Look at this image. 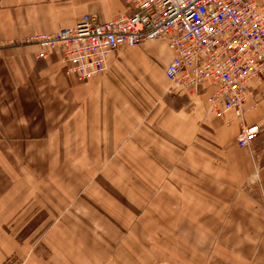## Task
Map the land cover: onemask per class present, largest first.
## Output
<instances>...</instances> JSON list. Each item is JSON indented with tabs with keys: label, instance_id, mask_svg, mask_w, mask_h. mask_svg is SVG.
<instances>
[{
	"label": "crops",
	"instance_id": "obj_1",
	"mask_svg": "<svg viewBox=\"0 0 264 264\" xmlns=\"http://www.w3.org/2000/svg\"><path fill=\"white\" fill-rule=\"evenodd\" d=\"M84 14L104 22L127 10L122 0H0V263L18 253L7 231L38 207L52 221V264L66 254L72 264H148L158 253L141 240L146 228L168 231L159 264H264V79L248 84L243 117L262 133L240 148L241 121L210 111L213 84H168L163 41L113 52L88 81L64 73L59 49L37 58L32 37Z\"/></svg>",
	"mask_w": 264,
	"mask_h": 264
},
{
	"label": "built area",
	"instance_id": "obj_2",
	"mask_svg": "<svg viewBox=\"0 0 264 264\" xmlns=\"http://www.w3.org/2000/svg\"><path fill=\"white\" fill-rule=\"evenodd\" d=\"M127 14L100 22L82 15L71 28L29 41L42 59L59 49L66 72L79 81L103 75L113 52L146 41L168 44L173 58L164 70L170 86L197 92L206 84L217 117L232 112L241 122L236 145L249 148L262 133L245 125L248 84L264 79V0H122ZM256 103L253 104V107Z\"/></svg>",
	"mask_w": 264,
	"mask_h": 264
},
{
	"label": "rangeland",
	"instance_id": "obj_3",
	"mask_svg": "<svg viewBox=\"0 0 264 264\" xmlns=\"http://www.w3.org/2000/svg\"><path fill=\"white\" fill-rule=\"evenodd\" d=\"M6 45L7 44H5V46ZM64 73L68 75V73L66 72V68L64 69ZM255 102L257 101L254 100V103ZM255 173L256 171L253 172V175ZM168 177L169 176L167 172L164 176L163 182H166ZM180 181L181 180L179 179L171 178L170 183L169 182L168 183L173 186H176L177 184H179ZM252 183L250 184L246 183V184L253 185ZM212 184L210 185H212V187L215 188L216 186H214V183ZM211 199L213 203H216L215 200L217 201L221 200L219 198L218 190L217 191L214 190L211 196ZM25 217L26 219L22 220L23 222L19 224L18 229H11L7 231V234L10 237H13V241H17L18 253H16L15 255H11L8 258L3 259V261L0 264H52V258H50L51 250H50V247L48 246L49 243L45 241L47 232L51 226L50 223L52 221L48 223L47 218H49V216L44 211L40 210V208L38 207L33 208L32 212L29 215H26ZM136 220L137 219L133 221L132 225L135 224L134 222ZM155 222H159V219L158 218L156 220L151 219L150 225L151 223L154 226L159 225V224H156ZM159 232H163L164 235H162V233L160 234ZM166 232L168 231H159V228H153V229L146 228L144 231H142L141 240L147 241V248L149 249L148 254H153V256L156 257L155 253H158V258L157 257L153 259L151 258V260L150 258H148V261H149L148 264H159V239L161 240L162 238L165 239ZM118 233L122 237V239L124 237H127L130 240V237H129L130 235L128 233V230H119ZM132 242H133V245H136L137 247H139L137 241L133 240ZM132 242H131V245H132ZM129 243L130 241H127V244ZM114 254L124 255V247H123V251L118 249L115 251ZM114 254L110 255L111 258H113ZM65 256H66L67 264L69 263L72 264L73 258L67 254ZM99 259H100V262L98 264H112L110 261H108V259L104 257L102 259L101 258ZM103 259H105V261H103ZM53 263L55 264V262ZM121 263H115V264H121Z\"/></svg>",
	"mask_w": 264,
	"mask_h": 264
}]
</instances>
